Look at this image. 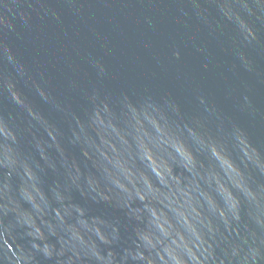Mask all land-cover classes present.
Segmentation results:
<instances>
[{
  "label": "water",
  "instance_id": "obj_1",
  "mask_svg": "<svg viewBox=\"0 0 264 264\" xmlns=\"http://www.w3.org/2000/svg\"><path fill=\"white\" fill-rule=\"evenodd\" d=\"M0 264H264V0H0Z\"/></svg>",
  "mask_w": 264,
  "mask_h": 264
}]
</instances>
